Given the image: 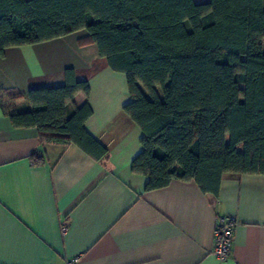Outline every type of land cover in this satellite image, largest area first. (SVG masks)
<instances>
[{"label": "trees", "instance_id": "obj_1", "mask_svg": "<svg viewBox=\"0 0 264 264\" xmlns=\"http://www.w3.org/2000/svg\"><path fill=\"white\" fill-rule=\"evenodd\" d=\"M79 32L127 77L124 112L144 133L132 171L146 190L178 179L217 198L226 174L264 175V0H0V57ZM81 92L89 83L69 68L64 85L28 91L29 110L5 113L42 143L102 160L107 147L85 127L93 109L74 103Z\"/></svg>", "mask_w": 264, "mask_h": 264}, {"label": "crops", "instance_id": "obj_2", "mask_svg": "<svg viewBox=\"0 0 264 264\" xmlns=\"http://www.w3.org/2000/svg\"><path fill=\"white\" fill-rule=\"evenodd\" d=\"M83 34L0 57V264H264V175L226 174L217 198L178 179L146 190L147 177L132 171L144 133L124 112L127 77L96 45H81ZM69 68L89 83L74 103L93 109L85 127L107 147L102 160L74 143H42L36 127H15L6 114L31 108L30 89L64 85ZM224 214L239 223L222 261L211 251Z\"/></svg>", "mask_w": 264, "mask_h": 264}, {"label": "built area", "instance_id": "obj_3", "mask_svg": "<svg viewBox=\"0 0 264 264\" xmlns=\"http://www.w3.org/2000/svg\"><path fill=\"white\" fill-rule=\"evenodd\" d=\"M238 223L237 217L231 214L221 215L217 219L216 245L211 253L222 261L230 257L234 241V232ZM66 264H81V259L79 256L69 258L66 260Z\"/></svg>", "mask_w": 264, "mask_h": 264}, {"label": "rangeland", "instance_id": "obj_4", "mask_svg": "<svg viewBox=\"0 0 264 264\" xmlns=\"http://www.w3.org/2000/svg\"><path fill=\"white\" fill-rule=\"evenodd\" d=\"M207 1H209V0H196V2H198V3L207 2Z\"/></svg>", "mask_w": 264, "mask_h": 264}]
</instances>
